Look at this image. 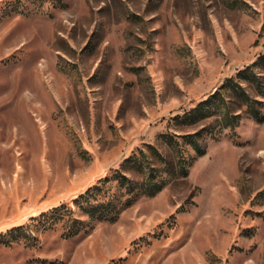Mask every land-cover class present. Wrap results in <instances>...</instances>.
Masks as SVG:
<instances>
[{
    "label": "rangeland",
    "instance_id": "374dc122",
    "mask_svg": "<svg viewBox=\"0 0 264 264\" xmlns=\"http://www.w3.org/2000/svg\"><path fill=\"white\" fill-rule=\"evenodd\" d=\"M260 55L264 0H0V264H264V120H173ZM196 131L178 175L159 135ZM147 145L161 191L109 222L73 205ZM61 204L68 239L40 220Z\"/></svg>",
    "mask_w": 264,
    "mask_h": 264
},
{
    "label": "trees",
    "instance_id": "16d2710c",
    "mask_svg": "<svg viewBox=\"0 0 264 264\" xmlns=\"http://www.w3.org/2000/svg\"><path fill=\"white\" fill-rule=\"evenodd\" d=\"M262 73H264V55H260L251 65L239 70L234 77L226 79L218 90L214 91L205 101L200 102L195 108L183 115L174 117L173 120L179 126L189 128L200 120L214 117L218 128L233 130L238 126L241 119V114L235 111V108H238L242 109L243 113L252 120L263 121V102L258 98L264 97V74ZM248 89L252 90L254 96L248 92ZM210 130L211 133L213 129ZM201 136L202 132L197 131L183 135L170 133L159 135V139L172 151L178 175H187L184 157L185 146L191 148L195 157L205 153L204 148L199 143ZM153 160L155 162L161 161L166 166L170 165L154 146L147 145V151L144 149L137 150L136 153L125 159L120 168L114 171L111 178L105 177L97 184L89 187L73 200V205L91 221L109 222L115 220L117 214L130 206L135 199L140 196L152 197L165 186L166 181L161 173L163 171L170 173L172 170L166 169V167L156 168ZM129 171L139 176L140 180L134 181L127 176L126 173ZM111 180L116 182L118 190L123 191L126 196L123 201L109 195V188L106 187V183ZM40 220L47 226L63 222L62 237L64 239L78 234V225L81 224V221L74 217L73 208L66 204H61L42 213Z\"/></svg>",
    "mask_w": 264,
    "mask_h": 264
}]
</instances>
